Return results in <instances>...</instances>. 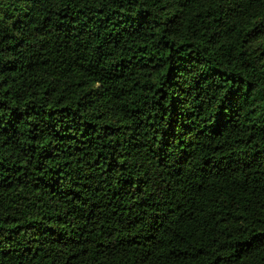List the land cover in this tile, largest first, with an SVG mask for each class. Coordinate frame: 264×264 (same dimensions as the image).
I'll use <instances>...</instances> for the list:
<instances>
[{"label": "trees", "instance_id": "16d2710c", "mask_svg": "<svg viewBox=\"0 0 264 264\" xmlns=\"http://www.w3.org/2000/svg\"><path fill=\"white\" fill-rule=\"evenodd\" d=\"M0 264H264V0H0Z\"/></svg>", "mask_w": 264, "mask_h": 264}]
</instances>
